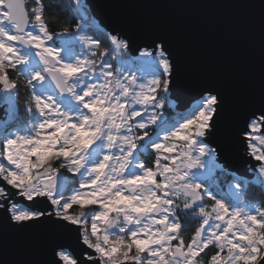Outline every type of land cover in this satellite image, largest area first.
I'll use <instances>...</instances> for the list:
<instances>
[{
  "label": "snow or ice",
  "instance_id": "1",
  "mask_svg": "<svg viewBox=\"0 0 264 264\" xmlns=\"http://www.w3.org/2000/svg\"><path fill=\"white\" fill-rule=\"evenodd\" d=\"M85 7L78 0L75 30L52 31L45 0H0V210L9 227L46 217L78 232L82 259L60 247L53 264H264V201L249 198L252 187L264 191V108L241 129L249 180L217 163L206 142L219 95L208 90L168 116L173 65L163 45L132 57L127 40L103 33L106 47L85 34L94 30ZM217 172L231 180L222 185ZM18 197L43 198L50 210ZM182 216L200 221L188 239Z\"/></svg>",
  "mask_w": 264,
  "mask_h": 264
},
{
  "label": "water",
  "instance_id": "2",
  "mask_svg": "<svg viewBox=\"0 0 264 264\" xmlns=\"http://www.w3.org/2000/svg\"><path fill=\"white\" fill-rule=\"evenodd\" d=\"M84 4L104 31L128 41L131 55L163 45L173 65L168 94L177 111L208 90L219 95L215 128L206 142L216 149L219 164L252 179L241 129L252 112L264 108V0H84ZM17 199L25 207L50 210L43 198L36 204ZM5 217L0 210V264H53L60 247L82 259L78 232L60 227L54 218L9 227Z\"/></svg>",
  "mask_w": 264,
  "mask_h": 264
},
{
  "label": "trees",
  "instance_id": "3",
  "mask_svg": "<svg viewBox=\"0 0 264 264\" xmlns=\"http://www.w3.org/2000/svg\"><path fill=\"white\" fill-rule=\"evenodd\" d=\"M45 3L48 5V11L50 13L55 14V18L50 21V30L52 31H60L64 27H68L71 30H75L76 24L80 23L82 20L80 18L79 12H78V0H45ZM80 3L84 4V0H80ZM87 8V7H85ZM84 15L90 18L92 28L94 30H85V33L87 35H99V38L102 41V44L104 46H110L108 43V39L103 33H109L107 31H104L97 23V21H94L92 19L90 10H84ZM81 20V21H80ZM84 22V21H83ZM108 59L111 60L112 63H114L115 58L114 56H109ZM13 76H15V73H12ZM24 90L23 87H21L20 95L17 97V103L19 105V113L21 116H23L25 119H27V116L25 114L24 109ZM197 102V101H196ZM195 102V103H196ZM194 104V103H193ZM172 106L166 105L165 111L166 114L169 113V116H173L177 111L175 108V102H171ZM234 173V172H233ZM237 175V174H236ZM218 179L222 185H225L228 181L231 180L230 176H225L219 172H217ZM248 179V178H247ZM251 180V179H249ZM249 198L254 199L257 202L264 201V191H262L259 186L252 187L249 190ZM207 202V200H206ZM182 223L185 224L186 232H185V238L188 239L191 237L192 233L195 231V228L198 226L197 223H195L194 219H186L183 216L181 217ZM209 253H211L213 250L209 249Z\"/></svg>",
  "mask_w": 264,
  "mask_h": 264
},
{
  "label": "rangeland",
  "instance_id": "4",
  "mask_svg": "<svg viewBox=\"0 0 264 264\" xmlns=\"http://www.w3.org/2000/svg\"><path fill=\"white\" fill-rule=\"evenodd\" d=\"M84 10L87 11L88 9H87V8H84ZM80 21H81V20H80ZM83 23H84L83 21L80 22V24H83ZM85 34H86V33H85ZM86 35H87V34H86ZM141 49H144V48H141ZM141 49H140V51H141ZM149 50H150V49H149ZM140 51H139V53H138L137 55H131L130 52H129V55L132 56V57H139V55H140ZM113 64L115 65V61H114ZM133 70H135V68H133ZM168 99H169L170 102H174V101L169 97V94H168ZM198 100H199V99H198ZM198 100H196V101H198ZM196 101H195V102H196ZM195 102H193V103H195ZM193 103H192V105H193ZM192 105H191V106H192ZM165 112H166V111H165ZM167 115L169 116V113H168ZM211 147H212V146H211ZM217 163H218V162H217ZM20 204H21V203H20ZM21 205H22V204H21ZM22 206H24V205H22ZM195 223H197V225H199L200 221H199V220H195Z\"/></svg>",
  "mask_w": 264,
  "mask_h": 264
}]
</instances>
